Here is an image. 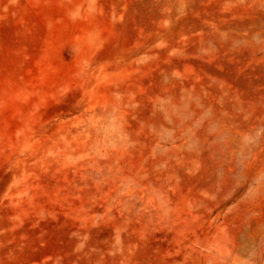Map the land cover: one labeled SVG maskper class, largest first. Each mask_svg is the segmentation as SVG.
Instances as JSON below:
<instances>
[{
  "label": "rangeland",
  "instance_id": "rangeland-1",
  "mask_svg": "<svg viewBox=\"0 0 264 264\" xmlns=\"http://www.w3.org/2000/svg\"><path fill=\"white\" fill-rule=\"evenodd\" d=\"M0 264H264V0H0Z\"/></svg>",
  "mask_w": 264,
  "mask_h": 264
}]
</instances>
